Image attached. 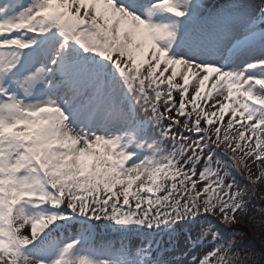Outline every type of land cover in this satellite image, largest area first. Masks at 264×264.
Instances as JSON below:
<instances>
[{"label":"snow or ice","instance_id":"6c2138e0","mask_svg":"<svg viewBox=\"0 0 264 264\" xmlns=\"http://www.w3.org/2000/svg\"><path fill=\"white\" fill-rule=\"evenodd\" d=\"M259 184L264 0L0 3V264H264Z\"/></svg>","mask_w":264,"mask_h":264},{"label":"rangeland","instance_id":"374dc122","mask_svg":"<svg viewBox=\"0 0 264 264\" xmlns=\"http://www.w3.org/2000/svg\"><path fill=\"white\" fill-rule=\"evenodd\" d=\"M255 2L259 3L260 0H255ZM177 99H178V97H177ZM185 134L187 135V133H185ZM229 155H230V153H229ZM253 172L255 174H258V172L254 166H253ZM243 174L248 176L247 172H245ZM257 189H258L259 194H260L259 195L260 197L258 198V200H260L261 197L264 196V184L257 185ZM261 200H263V202H264V199H261ZM258 215H260V214L256 213V215L252 216L251 218H256V217L259 218ZM262 217L264 218V215H262ZM245 224L246 223L244 221H238L236 224L227 226L228 229H229V227H234L236 230H240V232L243 233V236H241V238L235 240V241L240 243V245H238L237 248L246 246L247 243H250L252 240V242L256 245V249L258 250L257 253L258 254H264V220L260 218V220L257 221V224H255V222H253L250 227L245 226ZM253 225H255V226H253ZM229 231H231V230L229 229ZM247 237H248L247 240H250V241H248L245 244V243H243V239L246 240Z\"/></svg>","mask_w":264,"mask_h":264},{"label":"trees","instance_id":"16d2710c","mask_svg":"<svg viewBox=\"0 0 264 264\" xmlns=\"http://www.w3.org/2000/svg\"><path fill=\"white\" fill-rule=\"evenodd\" d=\"M259 207L260 208L264 207V204H261ZM257 214H260V215H258L259 218H257V217L256 218H251V217L246 218V220L244 221L246 223L245 226L250 227L253 222H255V224H257V221L260 220V218L264 220V218L262 217V215H264V214H261V213H257ZM250 220H251V223L249 222ZM241 236H243L242 232H241ZM241 236H240V238H241ZM247 239H248V237L246 238V240L243 239V243L246 244L248 241H250ZM250 249H254L256 252L258 251L256 249V245L252 242V240L250 243H247L246 246L241 247V250L243 251V253L250 250Z\"/></svg>","mask_w":264,"mask_h":264}]
</instances>
